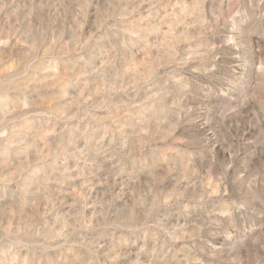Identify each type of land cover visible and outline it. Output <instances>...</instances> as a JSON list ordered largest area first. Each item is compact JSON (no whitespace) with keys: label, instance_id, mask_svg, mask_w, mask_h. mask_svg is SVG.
<instances>
[{"label":"rangeland","instance_id":"obj_1","mask_svg":"<svg viewBox=\"0 0 264 264\" xmlns=\"http://www.w3.org/2000/svg\"><path fill=\"white\" fill-rule=\"evenodd\" d=\"M0 264H264V0H0Z\"/></svg>","mask_w":264,"mask_h":264}]
</instances>
